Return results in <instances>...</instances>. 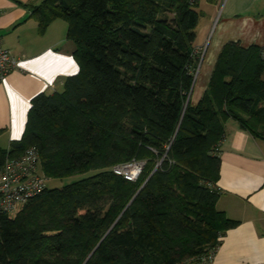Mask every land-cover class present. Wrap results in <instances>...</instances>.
<instances>
[{"label":"trees","instance_id":"obj_1","mask_svg":"<svg viewBox=\"0 0 264 264\" xmlns=\"http://www.w3.org/2000/svg\"><path fill=\"white\" fill-rule=\"evenodd\" d=\"M32 15L41 34L66 22L78 72L31 100L0 168L33 147L46 179L96 173L0 212V264H197L216 251L238 224L216 209L224 124L264 140L261 48L224 44L192 105L188 0H43ZM132 160L135 182L111 171Z\"/></svg>","mask_w":264,"mask_h":264},{"label":"crops","instance_id":"obj_2","mask_svg":"<svg viewBox=\"0 0 264 264\" xmlns=\"http://www.w3.org/2000/svg\"><path fill=\"white\" fill-rule=\"evenodd\" d=\"M42 1L0 0L1 45L17 60V68L0 82L2 149L20 140L31 100L62 92L65 79L78 72L66 22L54 20L39 33L32 7ZM195 11L194 48L201 55L189 96L192 105L205 91L224 44L264 47V0H200ZM224 129L216 209L238 224L221 238L212 264H264V140L232 119Z\"/></svg>","mask_w":264,"mask_h":264},{"label":"built area","instance_id":"obj_3","mask_svg":"<svg viewBox=\"0 0 264 264\" xmlns=\"http://www.w3.org/2000/svg\"><path fill=\"white\" fill-rule=\"evenodd\" d=\"M200 0H188L189 5L196 6ZM1 16V12H0ZM264 60V47L260 51ZM17 68V60L12 53L3 48L0 37V82ZM144 163L131 162L114 166L111 171L129 182H135L140 176ZM45 177L40 171L39 157L36 148H28L17 158H8L0 168V212L12 214L21 206L26 205L33 198L46 189ZM216 251L205 254L197 264H212ZM181 264H195L185 261Z\"/></svg>","mask_w":264,"mask_h":264},{"label":"rangeland","instance_id":"obj_4","mask_svg":"<svg viewBox=\"0 0 264 264\" xmlns=\"http://www.w3.org/2000/svg\"><path fill=\"white\" fill-rule=\"evenodd\" d=\"M196 77H197V71L194 74V79H196ZM95 173L96 172H94V171H90V172L82 174V175L72 176V177H69V178L62 179V180H51V179H46L45 178V180H46L45 185H46V188L48 190H51V189H54V188L66 186V185H68L70 183H73L75 181H78V180H81V179H84V178H87V177H90V176L94 175Z\"/></svg>","mask_w":264,"mask_h":264}]
</instances>
